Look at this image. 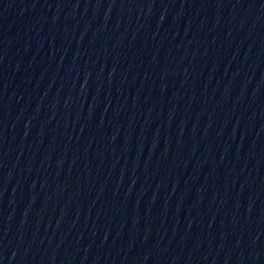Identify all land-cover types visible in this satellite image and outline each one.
<instances>
[{"label": "water", "instance_id": "95a60500", "mask_svg": "<svg viewBox=\"0 0 264 264\" xmlns=\"http://www.w3.org/2000/svg\"><path fill=\"white\" fill-rule=\"evenodd\" d=\"M0 264H264V0H0Z\"/></svg>", "mask_w": 264, "mask_h": 264}]
</instances>
